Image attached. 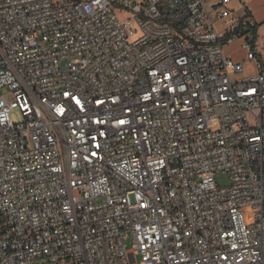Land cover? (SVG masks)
<instances>
[{"label":"built area","instance_id":"2783aa9c","mask_svg":"<svg viewBox=\"0 0 264 264\" xmlns=\"http://www.w3.org/2000/svg\"><path fill=\"white\" fill-rule=\"evenodd\" d=\"M230 2L0 0V264H264V56Z\"/></svg>","mask_w":264,"mask_h":264},{"label":"crops","instance_id":"0c3cea01","mask_svg":"<svg viewBox=\"0 0 264 264\" xmlns=\"http://www.w3.org/2000/svg\"><path fill=\"white\" fill-rule=\"evenodd\" d=\"M214 7L219 6L217 0H206ZM228 7L238 16L248 13L256 23V51L258 56H264V0H231ZM227 49V47H226Z\"/></svg>","mask_w":264,"mask_h":264},{"label":"rangeland","instance_id":"374dc122","mask_svg":"<svg viewBox=\"0 0 264 264\" xmlns=\"http://www.w3.org/2000/svg\"><path fill=\"white\" fill-rule=\"evenodd\" d=\"M117 12L119 13V16L120 17H124V14L120 13L118 10ZM240 46V42L239 41H235V42H232V43H229L227 45V51L228 52H234V55L236 57V59H243L244 56H245V52L242 50V49H238ZM69 59H63L60 61V64L62 67H65L67 66V63H68ZM247 68L248 69H252V65L250 63H247ZM8 93V90L3 88V89H0V95L2 94H7ZM11 117H12V120L15 122V123H19V122H22L23 121V116L20 112L19 109H15L12 113H11ZM215 178H216V182L218 184V186L220 187H226V186H229L231 184V179H230V176L228 175L227 172H224V171H219L216 173L215 175ZM126 242V245L128 247H131L133 246L134 244V239L132 236H130L129 238H127L125 240Z\"/></svg>","mask_w":264,"mask_h":264}]
</instances>
